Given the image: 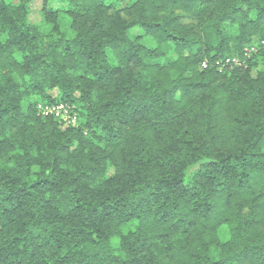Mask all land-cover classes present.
Instances as JSON below:
<instances>
[{"label": "trees", "instance_id": "obj_1", "mask_svg": "<svg viewBox=\"0 0 264 264\" xmlns=\"http://www.w3.org/2000/svg\"><path fill=\"white\" fill-rule=\"evenodd\" d=\"M57 1L0 0V264H264V0Z\"/></svg>", "mask_w": 264, "mask_h": 264}, {"label": "built area", "instance_id": "obj_2", "mask_svg": "<svg viewBox=\"0 0 264 264\" xmlns=\"http://www.w3.org/2000/svg\"><path fill=\"white\" fill-rule=\"evenodd\" d=\"M252 52V48L246 50V56H249ZM229 62V60H226ZM202 66H206V62L202 63ZM36 110L39 115L43 117H53L59 120H63L65 125L76 126L78 121V115L75 112V106L69 105L63 102H38L36 105Z\"/></svg>", "mask_w": 264, "mask_h": 264}, {"label": "rangeland", "instance_id": "obj_3", "mask_svg": "<svg viewBox=\"0 0 264 264\" xmlns=\"http://www.w3.org/2000/svg\"><path fill=\"white\" fill-rule=\"evenodd\" d=\"M9 2H16L17 0H7ZM51 4H53L54 6H61V4L57 1V0H50ZM29 17L33 22H39L42 20L41 17V12H40V1L37 2H33L30 6L29 9ZM60 23L62 25L63 28L66 27L67 25V18L65 17V15L61 14L60 15ZM57 91L55 90L52 95L56 96Z\"/></svg>", "mask_w": 264, "mask_h": 264}]
</instances>
